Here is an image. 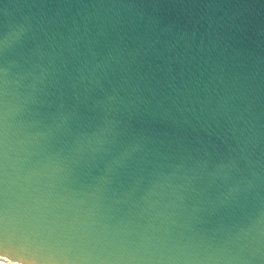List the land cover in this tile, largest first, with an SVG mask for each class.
I'll return each mask as SVG.
<instances>
[{
  "label": "water",
  "instance_id": "95a60500",
  "mask_svg": "<svg viewBox=\"0 0 264 264\" xmlns=\"http://www.w3.org/2000/svg\"><path fill=\"white\" fill-rule=\"evenodd\" d=\"M0 264H264V0H0Z\"/></svg>",
  "mask_w": 264,
  "mask_h": 264
}]
</instances>
